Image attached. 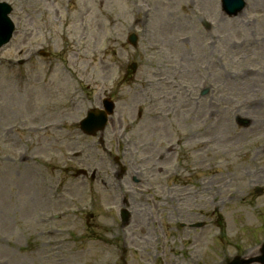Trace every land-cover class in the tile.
Returning a JSON list of instances; mask_svg holds the SVG:
<instances>
[{"label": "rangeland", "instance_id": "374dc122", "mask_svg": "<svg viewBox=\"0 0 264 264\" xmlns=\"http://www.w3.org/2000/svg\"><path fill=\"white\" fill-rule=\"evenodd\" d=\"M7 1L15 32L0 58L31 57L0 65V264L256 256L264 241V0H245L233 17L220 0H79L77 11L78 0ZM105 96L115 111L103 144L99 134L57 127L64 110L81 120ZM114 157L127 168L122 177ZM78 169L96 177L74 178ZM196 222L204 226H188Z\"/></svg>", "mask_w": 264, "mask_h": 264}, {"label": "water", "instance_id": "95a60500", "mask_svg": "<svg viewBox=\"0 0 264 264\" xmlns=\"http://www.w3.org/2000/svg\"><path fill=\"white\" fill-rule=\"evenodd\" d=\"M224 11L227 13V15H235L239 11L242 10L244 6L243 0H222ZM131 42L134 44L135 39L132 38ZM132 68H135L133 65ZM106 112L102 111H93L90 117V120H87L82 125V130L85 133H95L96 130H101L104 127V124L106 122V117L108 113L112 112V105L108 104L106 105ZM124 222L128 220L127 213L123 214ZM252 263H259L264 264V243L260 247V254L255 257H249V258H241L236 257L231 262L227 264H252Z\"/></svg>", "mask_w": 264, "mask_h": 264}, {"label": "bare ground", "instance_id": "6f19581e", "mask_svg": "<svg viewBox=\"0 0 264 264\" xmlns=\"http://www.w3.org/2000/svg\"><path fill=\"white\" fill-rule=\"evenodd\" d=\"M76 11L78 10V9H80V7L82 6V3H80L79 2V0H78V2H77V4H76ZM80 6V7H79ZM172 110H169V112H171ZM217 139H209V140H203V141H201V142H199V144L201 145V146H209L207 143H214L215 141H216Z\"/></svg>", "mask_w": 264, "mask_h": 264}]
</instances>
